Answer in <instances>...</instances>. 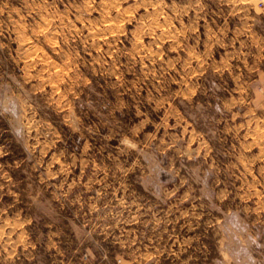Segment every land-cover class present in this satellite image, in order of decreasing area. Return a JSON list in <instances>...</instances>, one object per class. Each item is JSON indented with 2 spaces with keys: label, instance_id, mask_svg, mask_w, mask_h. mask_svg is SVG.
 Instances as JSON below:
<instances>
[{
  "label": "rangeland",
  "instance_id": "374dc122",
  "mask_svg": "<svg viewBox=\"0 0 264 264\" xmlns=\"http://www.w3.org/2000/svg\"><path fill=\"white\" fill-rule=\"evenodd\" d=\"M0 264H264V0H0Z\"/></svg>",
  "mask_w": 264,
  "mask_h": 264
},
{
  "label": "crops",
  "instance_id": "0c3cea01",
  "mask_svg": "<svg viewBox=\"0 0 264 264\" xmlns=\"http://www.w3.org/2000/svg\"><path fill=\"white\" fill-rule=\"evenodd\" d=\"M263 6V5H262Z\"/></svg>",
  "mask_w": 264,
  "mask_h": 264
}]
</instances>
